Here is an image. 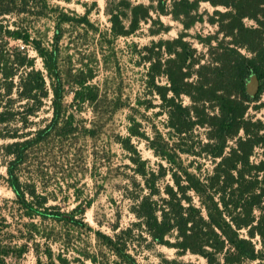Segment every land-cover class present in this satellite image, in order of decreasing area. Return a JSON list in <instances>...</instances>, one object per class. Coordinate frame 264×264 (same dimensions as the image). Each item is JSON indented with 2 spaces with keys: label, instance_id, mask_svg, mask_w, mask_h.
Wrapping results in <instances>:
<instances>
[{
  "label": "trees",
  "instance_id": "obj_1",
  "mask_svg": "<svg viewBox=\"0 0 264 264\" xmlns=\"http://www.w3.org/2000/svg\"><path fill=\"white\" fill-rule=\"evenodd\" d=\"M42 1L37 9L31 6L36 0H0V17L46 16L48 6ZM110 3L106 1L105 13L114 37H129L142 22L150 20V10L142 4L130 0ZM200 3L222 9L214 11L216 18L211 23L217 24L224 39H229L214 46L210 38L205 40L214 57L211 62H197L193 49L182 38L159 40L144 48L149 65L144 87L158 98L167 117L168 134L166 137L153 127L149 135L129 116L128 135L117 140L133 166L130 180L135 194L131 196V212L137 222L132 226L143 229L152 243L175 250L178 257L191 254L203 259L204 264H264V123L247 117L249 105L258 102L264 93V0H173L169 14L177 21L191 19ZM165 7L163 4L159 14L167 13ZM245 21L253 25L247 26ZM72 22L89 26L87 15L70 17L61 12L56 20L57 30L61 24ZM191 24L189 21L186 27ZM0 34L8 39L0 38V125L4 126L0 139L9 141L0 146L8 159L4 163L6 183L25 216L87 227L82 216L90 208L89 201L69 212L47 208L45 197L37 196L34 186L22 182L19 173L29 153L39 146L62 143L79 133L94 138V128H79L74 113L64 105L68 83L75 85L71 107L76 111L88 104L97 115L101 100L85 79L72 74L64 76L59 67V46L45 45L27 27H0ZM60 39L61 32H55V42ZM10 41L30 47L44 71L35 68V60L25 47L9 46ZM195 66L198 67L194 70ZM193 74L195 80H191ZM252 75L258 80L253 97L246 92ZM162 78L164 84L159 83ZM50 95L51 118L34 128L35 122L30 119L36 117ZM4 97L7 103L2 105ZM183 97L188 98L189 105H184ZM152 108L150 103L144 107ZM256 108L264 109V102ZM18 123L24 132H19ZM196 127L206 129L205 141L199 142V152L193 154L211 159L213 166L205 172L199 165L191 170L181 157L192 152L185 141ZM133 138L144 141L158 159L155 168L141 158L132 144ZM132 232L127 229L109 236L94 231L97 243L115 260H103L106 256L102 251L88 259L93 264H139L120 237ZM4 255L6 252L1 251L0 264ZM167 264L200 263L173 259Z\"/></svg>",
  "mask_w": 264,
  "mask_h": 264
},
{
  "label": "rangeland",
  "instance_id": "obj_2",
  "mask_svg": "<svg viewBox=\"0 0 264 264\" xmlns=\"http://www.w3.org/2000/svg\"><path fill=\"white\" fill-rule=\"evenodd\" d=\"M36 1L31 6L39 9L43 1ZM106 1H111L109 5H113L119 0H96L95 4L93 0H44L48 6L46 16L38 18L19 14L0 17L3 30L27 27L32 36L41 38L45 45L59 46V67L64 76L72 74L85 79L86 85L101 100L97 115L88 104L76 111L71 107L75 85L68 83L64 105L68 112L74 113L79 128H94V138L79 133L62 143L39 146L29 153L19 173L22 182L34 186L37 196L45 197L44 206L47 208L57 207L62 212H69L78 204L85 205L89 201L90 208L82 216L87 227L78 228L52 219L43 220L40 216H25L6 183L4 163L8 159L0 151V252H6L3 264H93L88 258L100 251L106 256L103 260L112 262L114 256L97 243L93 232L113 236L127 229H133V232L120 237L139 264H167L173 259L205 263L191 254L178 257L175 250L152 243L143 229L132 226L137 222L131 212L134 204L131 196L135 194L130 180L133 166L128 152L117 140L128 135L129 116H133L147 134L151 135L152 128L156 127L167 137V117L159 106L158 98L144 87L149 66L144 58V48L151 47L153 42L159 40L182 38L193 49L194 59L200 64H207L214 57L205 40L210 38L212 46L229 40L224 39L217 24L211 23V19L216 18L214 11L222 9L200 3L191 19L177 21L169 14L173 0H130L133 4L148 7L150 20L142 22L135 34L117 38L112 36L105 13ZM163 4L167 13L159 14ZM61 12L70 17L87 15L89 26L72 22L61 24L57 30L56 20ZM189 21L192 24L186 27ZM245 24L253 25L250 21H245ZM150 30L158 33L151 35ZM55 32H61V39L57 43L54 40ZM0 38L8 40L3 34H0ZM9 46L25 47L20 41H10ZM25 49L34 58L35 68L43 72L41 60L35 52L28 46ZM192 76L191 80H195V75ZM159 83L164 84V78ZM50 99L51 95L44 100L36 117L30 119L35 122L34 128L45 125L51 118ZM182 100L184 105L190 104L188 98L183 97ZM139 101H143L142 105H139ZM262 102L264 93L258 102L249 105L248 118L260 119L264 123V109L256 108ZM5 103L6 97L2 99V105ZM148 103L154 108L144 109ZM16 127L19 132H24L19 123ZM3 128L0 125V132ZM205 134L206 129L196 127L192 137L185 141V146H189L192 152L181 157L191 170L199 165L201 172H205L213 166L210 158L193 155L195 151L199 152L198 144L205 141ZM7 142L0 139V146ZM132 144L141 158L155 168L158 159L146 143L133 138ZM76 217L80 218L79 215ZM59 259L65 260V263H60Z\"/></svg>",
  "mask_w": 264,
  "mask_h": 264
},
{
  "label": "water",
  "instance_id": "obj_3",
  "mask_svg": "<svg viewBox=\"0 0 264 264\" xmlns=\"http://www.w3.org/2000/svg\"><path fill=\"white\" fill-rule=\"evenodd\" d=\"M257 89H258V80L254 75H252L250 77L249 82L247 83L246 92L250 96H255Z\"/></svg>",
  "mask_w": 264,
  "mask_h": 264
}]
</instances>
